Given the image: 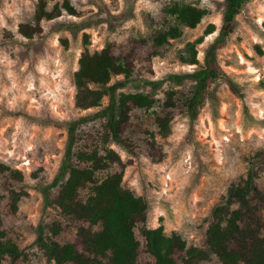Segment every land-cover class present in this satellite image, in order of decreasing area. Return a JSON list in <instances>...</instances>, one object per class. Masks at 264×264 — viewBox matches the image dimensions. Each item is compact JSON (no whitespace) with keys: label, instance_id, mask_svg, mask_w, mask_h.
Wrapping results in <instances>:
<instances>
[{"label":"rangeland","instance_id":"374dc122","mask_svg":"<svg viewBox=\"0 0 264 264\" xmlns=\"http://www.w3.org/2000/svg\"><path fill=\"white\" fill-rule=\"evenodd\" d=\"M38 1L0 0V163L9 167L0 170V218L6 238L21 251L14 264H54L41 243L42 236L51 237L54 222L62 226L58 242L76 238L77 225L51 205L60 188L54 179L71 136L69 122L101 108L76 107L79 59L84 51L106 46L132 62V82L123 91L150 94L154 104L131 113L125 136L135 153L111 140L103 117L76 129L75 149L98 152L107 162L106 151L116 152L110 166L97 171V180L122 172L124 186L147 199L149 226L162 224L167 234L177 232L189 246L205 247L213 208L245 174L248 160L264 151V0L247 2L237 15L233 33L218 49L226 75L213 83L215 98L195 121L182 103L166 105L167 92L187 93L193 86L191 79L178 85L170 75L203 63L221 27L224 0H50L47 9L58 6L61 15L43 19L41 33L24 37L19 26L33 21ZM66 1L75 14L64 7ZM174 2L207 13L196 27H183L179 37L158 44L156 38L177 24L166 11ZM68 23L79 27L70 30ZM193 43L199 63L185 64ZM119 80L124 76H114L111 83ZM153 81L158 83L152 86ZM158 115L169 118V133L160 131ZM153 140L165 154L160 162L149 156L147 142ZM75 163L87 165L79 159ZM262 168L256 182L264 193ZM12 190L21 194L15 212ZM90 190V184L82 188L80 198L86 200ZM261 214L264 218V207ZM135 233L143 241L140 226ZM142 256L145 264L155 263L149 253ZM0 264H12L10 256H0ZM178 264L186 263L179 257ZM195 264L220 262L214 255Z\"/></svg>","mask_w":264,"mask_h":264},{"label":"trees","instance_id":"16d2710c","mask_svg":"<svg viewBox=\"0 0 264 264\" xmlns=\"http://www.w3.org/2000/svg\"><path fill=\"white\" fill-rule=\"evenodd\" d=\"M49 1L39 0L33 21L20 24L19 33L22 36L34 37L42 32L43 19L50 20L61 15L58 6L47 9ZM249 1L224 0L221 27L216 39L206 49L203 63L191 71L170 75L178 85L185 79H191L193 86L187 93L181 90L167 92V106L182 103L191 120L195 121L206 103L215 98L212 85L226 75L225 68L218 60V49L233 33L236 17ZM64 7L70 14L76 13L68 1ZM166 11L175 17L177 24L156 38L158 44L179 37L183 27H196L207 13L200 7L179 2L172 3ZM65 25L70 30L79 27L73 23ZM213 31L211 28L208 33ZM200 42L201 38L195 43ZM195 43L191 44V52L183 59L185 64L199 63ZM132 71L129 58L114 54L109 46L95 52L84 51L79 59V68L74 73L76 107L101 108L69 122L71 136L54 179L60 188L51 205L60 217L77 225V234L73 242H58L55 237L62 226L54 222L50 226L51 237H41L49 261L54 264H145L142 255L147 252L155 258L154 264H178L179 257L186 264H195L214 255L220 264H264V218L261 214L264 193L256 182L263 169L264 151L249 159L245 174L229 185L226 194L212 210L205 247H197L189 246L175 231L167 234L162 224L149 226L148 201L124 186L122 172L97 180V171L109 167L118 157L116 152L110 149L106 151L107 162L101 159L98 152L75 149L76 129L103 117L111 140L135 153L134 143L125 136L131 113L135 109L151 108L154 99L141 91H123L132 82ZM117 75H123L124 80L111 83ZM157 83L153 81L150 84L155 86ZM105 98L108 102L102 107ZM156 122L163 134L170 132L167 116L158 115ZM147 145L152 160L160 162L164 159L165 154L156 140L147 142ZM76 159L87 165H76ZM0 170L6 171L9 167L0 163ZM14 175L21 177L22 173L15 170ZM88 184L91 185L90 193L86 200H82L80 191ZM20 197V192L11 191V210L14 212L18 210ZM137 226H140L143 241L136 236ZM6 255L14 264L21 251L15 242L6 238L0 218V256Z\"/></svg>","mask_w":264,"mask_h":264}]
</instances>
